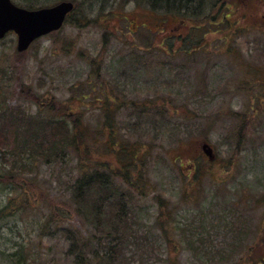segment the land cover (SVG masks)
<instances>
[{
	"label": "rangeland",
	"instance_id": "374dc122",
	"mask_svg": "<svg viewBox=\"0 0 264 264\" xmlns=\"http://www.w3.org/2000/svg\"><path fill=\"white\" fill-rule=\"evenodd\" d=\"M13 1L25 7L31 5L27 0ZM58 1L41 0L36 7ZM92 1L90 6L84 2L81 7L93 18L101 17L106 26L94 23L79 27L66 22L59 30L38 38L24 52L17 50L15 32L1 38L0 93L10 91L11 105L32 113L38 110L32 94L75 102L77 95L89 93L77 109L86 111L90 128L100 129L105 119L111 118L115 133L106 128L107 140L138 141L145 155L141 185L146 180L149 189L139 202L140 235L125 245L121 264H224L221 256H226L224 252L236 243L248 241L257 247L255 233L264 225V205L254 203L257 196L264 195V0H222L223 13L218 6L211 12L208 7L206 14L213 12L212 17L221 18V22L209 20L202 25L206 30L205 46L196 54L190 52L193 57L183 51L174 53L165 68L145 66L141 59L148 57L141 52L149 55L154 51L146 49L148 42L159 44L153 37H167L168 30L176 28V20L169 19L161 32L162 27L157 25L161 19L152 17L151 10L135 2L126 4L119 17L105 16L100 7L103 2ZM112 7L106 4L105 12ZM223 15H227L224 20ZM176 31L184 35L190 32L188 42L201 37L192 26ZM88 56L101 62L103 79L92 71ZM21 84L31 86V98L20 92ZM111 88L118 96L117 106H107L109 112L105 113L96 98ZM137 100L141 104L157 103L161 109L176 108L180 116L169 120L162 112L152 111L144 118L145 123H136L134 109L124 105ZM236 113H246L242 129L239 125L243 121L233 116ZM238 133L241 146L236 145ZM121 145L127 149L128 144L119 141L112 144L113 148L109 144L115 161ZM209 148L212 156L207 153ZM105 158L112 160L108 155ZM72 171V163L56 167L42 164L38 169L39 181L46 188L42 198L47 199L48 193L54 198H67L59 193L67 189ZM2 183L0 206L9 194V188L2 190ZM155 195L170 204L178 250L171 248L156 227L160 208ZM41 201L21 213L15 203L11 212L17 213L0 222V264H14L29 253L40 254L46 262L73 261L75 255L65 254L71 244L62 229L53 225L43 232V218L49 212ZM19 205L23 208L21 199ZM75 218L63 225L80 228ZM199 239L205 240V249L214 248L199 253ZM28 240L31 244L21 249L20 245ZM19 250L22 252L14 256Z\"/></svg>",
	"mask_w": 264,
	"mask_h": 264
},
{
	"label": "trees",
	"instance_id": "16d2710c",
	"mask_svg": "<svg viewBox=\"0 0 264 264\" xmlns=\"http://www.w3.org/2000/svg\"><path fill=\"white\" fill-rule=\"evenodd\" d=\"M27 1L31 3L26 6L28 8H37L36 4L41 2V0ZM96 1L103 2L100 5L102 14L119 17L126 4L135 2L136 6L151 10L152 17L161 19L157 23L162 27L161 32L164 30V23L169 19L178 22L176 28L168 30L167 37H153L156 41H160L159 44L155 45V41L148 42L146 49L155 48L154 51H150L149 55L141 52L148 57L141 59L145 66L150 67L157 64L162 68L170 64V58L174 53L183 51L188 57L195 56L190 52L196 54L197 50L205 46L203 39L205 40L206 30H202V25L209 20L216 21L217 19L216 16L212 17L213 12L206 14L205 10L210 7L211 12L218 6L223 13L225 8V1L222 2V0ZM84 2H87L89 6L93 4L92 0L78 1L77 7L68 16L66 22L79 27L94 23L106 26L102 23L101 17L93 18L86 13L85 7H81ZM109 3L113 7L105 12L104 7ZM226 17L227 15H223L222 19ZM219 22L221 18L216 21V23ZM190 26L199 30L198 34L201 37L188 42L186 38L188 36L190 39V32L184 35L183 32L176 30ZM103 35L107 36L108 33L105 32ZM178 41H181V45L176 47ZM17 55H19L18 52ZM87 58L94 74L99 79H103L101 62L90 56ZM30 87V85L21 84L20 92L30 98L33 96L35 102L38 103V110L35 113L19 106L13 107L9 97L13 93L10 91L0 93V129H2L0 131V181L4 185L3 191L9 188L5 203L0 206V222L18 211L21 213L27 208L35 207L39 204L38 201L42 200L43 208L48 209L49 212L43 218V232L44 229H51L53 225L63 230V235L71 244L65 254L75 255L70 264H121L125 258L127 248L125 245L131 239L137 238L141 231V204L139 202L149 189L146 180H144V185H141L145 165V155L141 151L144 150L139 146L138 141L131 143L119 138L107 140L106 128H109L111 133H115L111 118H106L100 129L93 130L88 126L86 111L78 110L77 106L78 104L84 105L83 101L89 97V93L77 95L75 102H71L62 101L54 96H35L34 94L31 96L28 90ZM116 97L118 98L112 88L101 92L96 98L101 103L99 108L104 107L105 113H108L107 106L111 109L117 106ZM124 107L134 109L132 114L136 117V123L144 122V118L150 116L152 111L162 112L169 120L180 116L178 109L167 107L161 109L157 103L141 104L137 100V103L135 101L125 103ZM141 107L143 114H141ZM245 114L233 115L243 121L239 125L241 129L245 126ZM237 137L236 145L241 146L243 141L240 133ZM99 138L106 139L99 142ZM118 141L128 145L127 149L123 148V145L119 146L120 151L115 161L110 153L109 144L113 148L112 144ZM130 147L132 151H129ZM107 155L112 160L106 159ZM177 158L182 161L180 156ZM66 163H72L73 171L67 181V189L61 191L59 195H67V198L63 196L54 198L48 193L47 199H43L41 195H46V188L39 181L38 169L42 164L56 167ZM250 198L245 199L250 202ZM19 199H21L23 208L19 205ZM155 199L160 208L155 219L156 227L171 248L178 250L179 246L174 240L177 226L169 208L170 204L165 203L161 195H155ZM255 202L261 206L264 205V195L257 196L254 199ZM15 203L18 208L17 212L13 213L11 209ZM72 217H76L74 221L80 223V228L75 225H72V228L63 225V223H68ZM261 225L255 233V243L257 241L258 246L256 247V244L250 246L248 241L242 244L236 243L235 246L230 247L229 252H224L226 256H221L220 259L224 260V264H264V245L261 244L264 239V225L262 228ZM141 238L147 239L148 237ZM29 242L31 244L29 240L22 243L21 249H25ZM199 242L201 246L196 247L199 253L202 251L208 253L214 248L206 246L205 249L204 239H199ZM219 250L223 252V249ZM21 252L22 250H19L14 253V256ZM14 264L58 263L50 260L46 262L40 254L30 255L29 253L27 256L24 254Z\"/></svg>",
	"mask_w": 264,
	"mask_h": 264
},
{
	"label": "water",
	"instance_id": "95a60500",
	"mask_svg": "<svg viewBox=\"0 0 264 264\" xmlns=\"http://www.w3.org/2000/svg\"><path fill=\"white\" fill-rule=\"evenodd\" d=\"M75 7L71 0L37 9L19 6L12 0H0V38L14 30L18 34L17 49L24 51L38 37L60 29ZM209 150L207 153L212 156Z\"/></svg>",
	"mask_w": 264,
	"mask_h": 264
}]
</instances>
